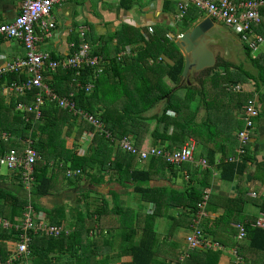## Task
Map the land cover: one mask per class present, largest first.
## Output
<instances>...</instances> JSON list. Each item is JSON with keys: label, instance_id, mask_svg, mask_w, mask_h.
Wrapping results in <instances>:
<instances>
[{"label": "trees", "instance_id": "obj_1", "mask_svg": "<svg viewBox=\"0 0 264 264\" xmlns=\"http://www.w3.org/2000/svg\"><path fill=\"white\" fill-rule=\"evenodd\" d=\"M177 5L178 0H165L166 11H176ZM203 16L200 11L191 10L179 25L180 31L154 30L148 40L143 36L129 40L128 44H138L139 47H142L145 40L148 44L136 53L120 56L119 59L116 56L111 58L110 64L106 65L105 71L98 77L95 76L96 71L93 68L83 69L79 77L74 69L47 73L51 76V89L59 97H68L74 92L73 100L77 109L94 116L101 124L99 129L87 120H80L69 108L60 107L57 102L48 98L45 99L41 116L37 119L36 113L28 111V108L34 105L39 89H33L24 95L4 94V89L14 81L27 82L30 77L18 73H6L1 76L0 155L11 150L23 154L27 147L26 141L30 140L40 156L34 165L35 181L30 198L23 194L25 185L21 171L7 176L0 175V180L9 178L12 181L11 189H0V220L10 224V227L0 224L2 264H24V259L9 262L13 254L8 248V243H18L21 240V231L17 230L16 226L20 225L19 221L23 219L28 206L31 205L35 211H39L37 202L40 198L61 191L57 182L59 175L62 176L61 182H64L63 188L79 183L84 175L94 180L93 185L99 186L104 184L103 174L106 172H113L120 177L121 185L129 183L132 191L142 196L143 203L152 208L151 211L142 210L137 213L130 207L122 211L118 208L124 206L113 202L111 207V203L101 196L102 205L98 209L90 211L88 205L86 215L79 211V229L73 235L54 238L31 231L29 259L32 264H59L57 255L72 258V240L76 239L78 234L88 237L95 231L99 236H104L107 229L110 231L106 234L107 258H94V264H109L115 258L110 253L118 240L115 236L112 238L116 230L113 223L116 216L126 226L122 231L123 243L119 244L121 254L117 258L121 259L124 255L130 257L128 263L122 264H159V258L168 263L172 262L170 264H219L223 251L192 250L188 253L189 257L184 259H181V253L175 255V251L169 254L163 252L165 246L163 243L159 244L155 225L158 217H162L163 211L169 207L180 209L179 217H170L172 220L179 219L176 226L178 229H191L193 220L202 208H205L208 217L204 218L200 225L205 237L213 238L210 239L212 242H218L225 248L234 247L237 256L241 258L238 264H264V229L256 226L260 214L264 215L262 197L250 198L247 189L240 188L234 198H225L212 192L207 194L213 186L214 173L219 172L221 182L234 183L237 179H244L253 164H256L254 179L264 184V158L258 162L251 149L262 114L255 120L251 141L245 147L241 160L234 163L224 161L225 158L236 155L238 134L245 128V122L240 118L244 107L250 100L255 99L264 87V53L254 57L251 49L244 44L243 53L254 71L246 69L242 64L237 65L218 57L215 68L195 75L194 86H180L185 58L175 41L167 39V32L173 36L183 34L202 21ZM255 30L264 37V22ZM72 35L75 46L73 52L84 42L91 45L98 43L95 40L90 41L87 35L84 40L80 38L79 33ZM93 54L102 55V52L100 49H93ZM129 73L137 74L138 81L131 83L128 79ZM88 83L94 84L89 93L85 91ZM102 83L107 86L106 94L101 91ZM78 84L83 89H80ZM233 84H241L243 91L229 92L228 88ZM250 84L254 85V90H248ZM130 87H134V91L130 90L123 96H112L113 92L118 91L120 94L123 89L128 91ZM122 97L125 99L112 108V100L114 99V106ZM159 103H163L160 113L150 117L143 116V113L152 110ZM21 105L24 108H21ZM201 110L203 114L200 113ZM201 114L204 116L200 117ZM75 127H78V131L74 143L81 142L85 131L93 136L92 144L85 155L79 154L74 143L68 147V138L73 136ZM125 138L137 149L143 148L150 138L153 146L170 152L182 149L193 140L196 144V162L170 165L161 157L141 161L138 156L123 150L121 140ZM198 149L200 154L197 155ZM202 158L208 161L206 168L197 164ZM92 169L95 175L90 173ZM67 170H81L82 175L67 178ZM167 175L171 181L183 178V189L151 186L152 180L164 179ZM206 195L208 199L204 205ZM249 205L257 209L256 214L248 215ZM219 207L224 209V213L211 219L210 214L217 213ZM60 211V208L56 209L55 216H58ZM61 215L58 220L55 218L57 221L51 219V223L61 225V221L65 220ZM184 218L185 222H179ZM238 223L243 224L247 232L244 243L234 242V237L238 234L234 225ZM221 234L225 236V240L220 237ZM77 258L81 260L86 256ZM234 260L236 262L238 259L234 257Z\"/></svg>", "mask_w": 264, "mask_h": 264}, {"label": "crops", "instance_id": "obj_2", "mask_svg": "<svg viewBox=\"0 0 264 264\" xmlns=\"http://www.w3.org/2000/svg\"><path fill=\"white\" fill-rule=\"evenodd\" d=\"M22 2L23 0H0V24L11 23L21 13ZM175 12L176 11L165 10V0H69L63 3L62 5L54 6L53 16L56 23V29L53 31L51 37H46L41 43H39L37 49L39 51L50 52L54 58L72 55V52L75 49L73 48L74 44L72 42V34H77L78 32L80 34L81 29H84L90 41L95 40L98 42L95 45H91L89 43L88 44L92 47V50L100 49V51L102 52V55L98 56L102 58L101 67L103 73L106 69V65L110 64L111 58L116 56L119 59L120 56H126L136 53L138 50H140V48L146 46L148 44V37L152 36V33L149 32L150 29H152L153 31H161L162 29L168 31L169 29H176L177 31H180L178 27L181 23L175 24L174 21ZM167 35H171L172 38H174V36L170 32H167ZM141 36H143L144 39H147L142 42V47H139L138 44H128L129 40H136ZM170 41H172V39ZM116 48H120L118 49L119 51ZM24 55L25 49L21 42L8 39L0 40V66L15 63L16 61L22 59ZM49 77L51 78L50 75ZM128 79L132 81L131 83L137 82L138 75H133V73H129ZM22 81H14L13 83H21ZM8 87L4 89V94L7 96H11L12 92L7 89ZM253 88L254 85L252 86L250 84L248 90H254ZM130 90L134 91V87H130L128 91H124L123 89L120 94L118 91L113 92L112 96H123L126 93H129ZM101 91L103 94L107 93V86L104 83H102L101 85ZM255 99L259 100V102L261 103L262 116L258 120L257 129L251 143V149L252 153L255 155V159L260 162L264 158V87L262 88L260 94H257L255 96ZM105 104L107 105V98ZM156 107L157 106H155L154 108ZM146 115L151 116L149 111L145 112V114L143 113V116ZM153 127L154 125H152V128ZM77 131L78 127H75V129L73 130V136L70 138L71 141H69L70 147L75 141V135ZM92 138L93 137L91 136V134H88L87 131H85L81 142L78 143L76 141L74 143L80 155H85L87 153L89 146L92 144ZM151 146L153 145L149 138L142 147L149 148ZM255 165L256 164H253L251 171L244 175V179H237L234 183L221 182L219 179V172L214 173L215 178L213 180V186L210 191L213 194L222 195L225 198H234L238 194V188H240L241 190L247 189V195L250 198H252L250 196L251 193L257 194L258 192L260 196L263 195L264 184L254 179V173L256 168ZM90 173L95 175L93 169ZM10 174L13 173H9L8 171V175ZM0 175L7 176L2 175L1 170ZM103 175L105 177L103 185L93 186V183H95L93 182L94 180L91 177H86L84 175L83 179L80 180L79 183H75V185L70 187H65L61 189L60 192H54L51 195H47L45 197L40 198L37 202L40 206V210L35 211L33 209L35 216L37 217V219L43 220L46 223L54 225L51 223V219L56 220L55 218H57L58 220V218H60V214L58 216H55L54 213L56 209L60 208V210H62L64 213H67V218L65 217V220L61 221V226H64L66 229L69 230L68 234L63 233L60 236H70L73 235L74 232H78V215L80 214L77 215V212L79 213V211H84L83 209L85 208V202L91 203L92 205L96 204L97 206L102 202L101 196H104V198H106V200L112 204L116 200L114 194L120 195L121 198V196H129L132 193V189L129 187V183L121 185V179H119V177L115 173L110 172L107 174L106 172ZM168 177L169 176L167 175L164 179L152 180L151 186L165 188L166 186L168 187L169 184L171 189H183L182 185L178 184V182L171 181ZM97 179L98 178H95V180ZM61 180L62 176L59 175V180H57V182ZM107 181L110 182L107 183ZM11 182L12 181L9 178H7L6 180H0V189H11ZM83 183L84 185H82ZM129 188L131 189L130 192L127 191ZM61 192L64 193L61 195ZM87 192L91 194L94 199L93 201H88L87 198H85V193ZM23 194H25L27 198H30L31 196V193L25 188ZM143 206L144 207L142 208V210L151 211L152 209L150 206H147V204L143 203ZM217 209V213L210 214L209 217L211 219H215V217L221 216L224 213L223 208L219 207ZM247 211H249L248 215L255 214V212L257 213V209L252 205H249L247 207ZM49 213L50 215H48ZM178 213L179 215L181 214L180 209L176 207H169L168 209H165L163 211V213L161 214L162 217L159 216L157 221L163 218L165 219V216L170 218L173 214L179 217ZM185 221L186 218H184L183 221L179 222ZM156 227L157 222L155 228ZM180 230H182L185 234H182L183 232L180 233L179 231H176L177 233L179 232L178 235L180 239L186 242V237L190 234V229L180 228ZM39 235L46 236L44 234ZM60 236L54 238H59ZM176 239H178V237ZM209 239L213 238L210 237ZM72 241L74 249L72 253L74 254V256H72V258H69V256L62 257L57 255V262L59 264H67L68 262H71L72 264H94V258L97 260L107 258L106 234L104 236H99L98 234H96L95 231L92 235L88 237L85 235L78 234L76 236V239H73ZM234 242H237L236 237H234ZM171 243L172 244L170 246L164 247V253L166 252L167 254H169L175 251L174 253L175 255H177L180 253L182 254L186 250V247L180 250V244L177 241L172 240ZM15 244L16 243L14 242L8 243V248L12 252V254L16 250L15 247V250L13 251V245ZM227 249L229 250L226 251ZM227 249L224 251L219 261V264L235 263L233 255V251L235 250L234 247H230ZM120 250L121 249L119 248V244H116V246H114V250L110 253V255L112 257H116V253L120 252ZM85 256L86 258L81 260L77 258ZM113 259H117L118 264L128 263L130 261V257L128 255H124L121 258V261L118 258ZM161 260L163 259L161 258ZM116 262L117 261H112L109 264H113ZM167 263L168 262L166 261H162V263L159 262V264Z\"/></svg>", "mask_w": 264, "mask_h": 264}, {"label": "built area", "instance_id": "obj_3", "mask_svg": "<svg viewBox=\"0 0 264 264\" xmlns=\"http://www.w3.org/2000/svg\"><path fill=\"white\" fill-rule=\"evenodd\" d=\"M67 1L69 0H23L21 13L11 23L0 24V38L19 41L25 49V55L22 59L15 63L0 66V78L6 73L25 74L30 77L27 82H15L7 89L16 95H24L33 89H39L34 105L28 108V111L36 113L37 119L41 116V108L45 105V99L48 98L52 102H57L60 107L69 108L80 120H87L99 129L101 128V124L94 116L77 109L76 103L73 100L75 97L74 92L68 97H59L51 89L49 86V80L51 78L47 73L74 69L76 76L79 77L83 69L93 68L96 71L95 76L98 77L102 73V58L94 55L92 47L86 42L80 45L72 55L66 57L54 58L50 52L39 51L37 49L39 43L46 37H51L53 31L56 29L53 16L54 6L62 5ZM191 10H198L204 16L223 23L234 35L239 36L238 38L243 44L251 49L254 57L258 55L259 46L264 43V37L258 34L255 28L264 22V0H178L177 10L174 13L175 24L182 23ZM149 32L153 33V30L150 29ZM80 37L83 40L86 38L84 29L80 31ZM167 38L170 40L173 39L171 35H167ZM73 48H75L74 45ZM93 85L92 83H88L85 91L88 93L91 92ZM78 87L83 89L80 84H78ZM228 91L240 93L243 91V86L241 84H233L229 86ZM258 103H260L259 100L253 99L244 107V112L240 115V118L245 122V128L238 134L239 145L236 155L225 158V162H238L245 154V147L251 141V131L254 127L255 120L259 119L262 114ZM20 107L22 108L23 106L21 105ZM26 143L27 147L24 149L23 154H20L17 150H11L4 155H0V170L2 167H6L12 173L21 171L25 189L31 192L35 181L34 165L40 159V156L32 147L30 140H27ZM121 146L124 151L138 156L141 161H146L153 157H161L170 165L196 162V144L193 140L175 152L166 151L161 148L137 149L126 138L121 140ZM197 164L206 168L208 161L202 158L197 161ZM80 175H82L81 170H67V178H74ZM209 193L210 190L207 191V194ZM250 196L257 198L256 193H251ZM207 199L208 195L205 197L204 205ZM206 216L207 214L202 208V211L193 220L190 234L186 237L187 249L181 259L189 257L188 253L192 250L205 249L223 252L226 250L220 243L212 242L203 234L200 225L202 219ZM19 222L20 225L16 226V229L21 231V240L15 244L16 250L9 262L24 259V264H32L29 259V245L31 242L29 233L31 231L35 234H44L53 237H58L63 233H69V230L64 226L51 225L43 220L37 219L31 205L27 207L23 219ZM2 223L0 220V224ZM3 225L10 227V224L6 221ZM256 226L264 229V215L259 217ZM234 227L238 231L236 240L239 242L244 241L247 237L244 225L238 223ZM233 255L238 259V262L241 261V258L237 256L236 250L233 252ZM0 264H2L1 261Z\"/></svg>", "mask_w": 264, "mask_h": 264}, {"label": "rangeland", "instance_id": "obj_4", "mask_svg": "<svg viewBox=\"0 0 264 264\" xmlns=\"http://www.w3.org/2000/svg\"><path fill=\"white\" fill-rule=\"evenodd\" d=\"M205 17L206 16H203V18H205ZM215 23L220 24V25H223V23H220L218 21H215ZM235 36L239 37L236 34H235ZM221 42H223L222 45H220V46L218 45V46L213 47V50H214V52H215V54H216L217 57H219L220 59H223L225 61H229V62L235 63L237 65L242 64V65L245 66L246 69L253 70L254 71L253 67L251 66V64L249 63V61L246 60V57H245L243 51L240 50L239 47L233 46V44L231 42L226 41L224 39H222ZM261 52L264 53V43H262L259 46V53H261ZM195 78H196V76H195ZM192 86H194V84ZM245 87L247 88L246 85H245ZM124 99L125 98L122 97L120 99V101L116 105H114V106H113V104H114V99H113L112 100V108L117 107L121 103V101L124 100ZM258 105L260 106V108L262 107L261 106V103H258ZM162 109H163V103H159L156 108H152V110H150L149 112H150L151 115H154L156 113H160L162 111ZM202 112H203V110L200 111V113H202ZM146 116H148V115H146ZM201 116H204V115L201 114L200 117ZM69 141H71L70 138H68V143H67L68 144V147H70V145H69L70 142ZM198 154H200L199 149H198L197 155ZM195 159H196V154H195ZM1 174L2 175H8V170L6 169V167H2ZM64 177H65V175H64ZM119 179H120V177H119ZM173 181L174 182H178V184H180V185H184L185 184L183 178L177 179V181L176 180H173ZM58 185H59V188L58 189H60V188L63 189L64 183H62L61 181H59L58 182ZM82 185H84V183ZM168 188H170L169 184H168ZM131 189L129 188L127 191L130 192ZM63 193L64 192H61V195ZM85 194H86L85 198H87L88 201L89 200L90 201H93L94 200L93 197L91 196V194L89 192H87ZM114 195L116 197L115 204H120L121 206H124L123 208H118V209H121L122 211H126V209H127L126 207H130V208H132L137 213H141L142 212L143 198H142L141 195H138V194L134 193L133 191H132V193L129 196H125V197L124 196H121V198H120V195H118V194H114ZM257 197H260V194L258 192H257ZM261 197H262L261 199L264 200V194L261 195ZM253 199H255V198H253ZM88 205H90L89 206L90 211H95L96 209H98V207H100V205H102V203L96 206V204H93L92 205L91 203L85 202L84 203L85 208L83 209L85 211L82 212L84 215H86V207H88ZM111 207H113V204H111ZM73 209H70V210H73ZM72 212H74V211H72ZM247 213H249V211H247ZM59 214L60 215L62 214L61 216L67 218V213H64L63 211H60ZM78 214L79 213L77 212V215ZM175 214H177V213H175ZM175 214H173V216L174 217H177V215H175ZM255 214H256V212H255ZM178 215H179V213H178ZM165 217H166L165 219L163 218V219L157 221L156 231L158 233L159 244L163 243L164 246H170L172 244L171 241L174 240V241H177L180 244V250H182L184 247L187 246V244L182 239H180V237L178 235L179 232L180 233L183 232L182 230H180V229H178L176 227L177 226V220H179V219L172 220V219L168 218L167 216H165ZM113 223H114V225L116 227V230L113 232L112 238H114V236L117 237L118 240L115 241V244H121V243H123V235L122 234H124V233H122V231L126 228V226L124 225V223L122 222V220L120 218H118L117 216H116L115 221ZM176 230L179 231V232L177 233ZM108 233H110L109 230L105 231V234H108ZM182 234H185V233L183 232ZM177 237H178V239H176ZM220 237L222 239H224V240L226 239L225 236L223 237L222 234L220 235ZM244 242L245 241H242V243H244ZM13 247H14V249H13V251H14L15 250V245H13ZM228 250L229 249H227L226 251H228ZM120 254H121V250H120V252H117L116 253V257L115 258H117ZM158 260L161 263H162V261H165L164 259L161 260V258H159ZM112 261H114V262L117 261L116 263H113V264H118V260L117 259H113ZM120 261H121V259H120ZM238 263L239 262L236 261L233 264H238Z\"/></svg>", "mask_w": 264, "mask_h": 264}, {"label": "water", "instance_id": "obj_5", "mask_svg": "<svg viewBox=\"0 0 264 264\" xmlns=\"http://www.w3.org/2000/svg\"><path fill=\"white\" fill-rule=\"evenodd\" d=\"M222 39L231 42L235 47L245 49L243 43L228 28L215 23L209 17L177 37L176 46L185 58L180 86H192L197 73L216 66L217 56L213 46L219 45Z\"/></svg>", "mask_w": 264, "mask_h": 264}, {"label": "clouds", "instance_id": "obj_6", "mask_svg": "<svg viewBox=\"0 0 264 264\" xmlns=\"http://www.w3.org/2000/svg\"><path fill=\"white\" fill-rule=\"evenodd\" d=\"M205 18H207V17H205ZM204 18V19H205ZM224 26V25H223ZM79 33V32H78ZM80 35V34H79ZM178 35H181V34H177L176 36H174V38L172 39V41H175L176 39H177V36ZM81 38V37H80ZM83 40V39H82ZM176 42V41H175ZM244 45V44H243ZM218 58V57H217ZM101 74V73H100ZM182 82V81H181ZM194 84H195V82H194ZM151 115V114H150ZM190 141H192V140H190ZM186 145V144H185ZM149 148H159V147H155V146H151V147H149ZM141 149H148V148H141ZM161 149H164V148H161ZM165 150V149H164ZM196 153V152H195ZM33 188V187H32ZM211 192V191H210ZM34 211V210H33ZM204 211H205V208H204ZM206 213V212H205ZM207 214V213H206ZM260 216H262L261 214H260ZM206 217H208V214H207V216ZM206 217H204V218H206ZM203 218V219H204ZM202 219V220H203ZM202 222V221H201ZM58 226V225H57ZM61 226V225H60ZM94 232H91V234L90 235H92ZM245 241V240H244ZM237 242H239V241H237ZM240 243H242V241H240ZM187 244V243H186ZM186 249H187V246H186ZM236 250V249H235ZM186 252V250L183 252V254H181V258H182V256L184 255V253Z\"/></svg>", "mask_w": 264, "mask_h": 264}, {"label": "flooded vegetation", "instance_id": "obj_7", "mask_svg": "<svg viewBox=\"0 0 264 264\" xmlns=\"http://www.w3.org/2000/svg\"><path fill=\"white\" fill-rule=\"evenodd\" d=\"M222 41V40H221ZM223 42H220L219 46L222 45ZM215 46H218V45H215ZM213 46V47H215ZM240 50L244 51L243 48H239Z\"/></svg>", "mask_w": 264, "mask_h": 264}]
</instances>
